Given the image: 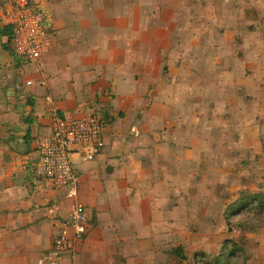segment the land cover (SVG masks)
Here are the masks:
<instances>
[{"label": "rangeland", "instance_id": "1", "mask_svg": "<svg viewBox=\"0 0 264 264\" xmlns=\"http://www.w3.org/2000/svg\"><path fill=\"white\" fill-rule=\"evenodd\" d=\"M150 4L151 0H140L139 14L145 21L153 16L157 31H139L135 36L139 65L134 102L144 118L141 130L146 145L128 149L124 141L115 150L114 134H124L129 140L134 137L124 130L123 116H118L124 112L116 105L112 89L98 94L100 103L94 102L90 113L99 118L112 113V118L104 127L103 150H108L102 158L103 168L95 174L106 193H96H130L123 190L120 169L115 175L107 171L109 165L119 167L120 155L133 172L131 186L139 203L144 200L149 209L160 212L165 211L168 199L170 235L162 247L161 263L178 261L171 253L183 246L186 264H196V258L214 264L211 260L226 252L225 244L230 248L237 244L246 249L250 264H264V229L243 234L230 231L225 223L226 213L243 192L264 193V81H252L259 75L242 81V74L252 75L243 65L242 47L255 40V34L248 24L236 26L243 9H256L241 0H188L184 6L190 16L185 29L179 30L183 22L177 0L155 1L154 15L148 11ZM258 7L264 9V2ZM164 21L169 25H163ZM260 37L264 38V28ZM83 95L93 97L90 92ZM148 101L151 107L143 111ZM153 131L161 139L156 141ZM162 193L164 203L158 199ZM66 197L68 201L58 203L62 208L71 202Z\"/></svg>", "mask_w": 264, "mask_h": 264}, {"label": "crops", "instance_id": "2", "mask_svg": "<svg viewBox=\"0 0 264 264\" xmlns=\"http://www.w3.org/2000/svg\"><path fill=\"white\" fill-rule=\"evenodd\" d=\"M139 1L34 0L51 18L49 27L54 40L50 54L39 67L15 62L2 45L6 38L0 40V264H36L61 230L60 223L50 220L47 208L68 201L65 190L41 183L33 173L40 157V143L51 134L54 112L70 111L78 116L90 113L89 107L94 102L100 103L98 94L111 88L116 105L124 112L118 116H123L121 122L124 130H129V136L133 137L130 130L136 119L144 121L139 105L134 102L139 65L135 36L139 31L157 29L153 16L145 21L139 14ZM155 1L165 0H151L148 8L151 14ZM186 1L177 0L183 22L178 24L179 30L185 29L186 18L190 16L185 11ZM241 1L257 10L243 9L240 23L236 24H248L251 34H255V40L242 47L243 65L253 75L242 74L244 81L254 75L264 76V38L260 37L264 9L258 7L264 0ZM2 5L0 0V19L6 24ZM200 14L197 13L198 17ZM234 14L230 15L229 23ZM163 25L169 23L164 21ZM253 26L256 30H252ZM232 29L229 24L228 32ZM43 76L48 79L47 87L40 86ZM259 77L252 81H264ZM25 80L33 81V85L27 86ZM84 92L93 97H85ZM47 97L53 99V104ZM147 106L151 107V101L144 105L143 111L148 110L144 109ZM141 123L140 135L131 140L124 134H114L115 150L121 149L124 141L129 143L128 149L144 148ZM150 133L151 130L148 137ZM107 150L89 163L80 162L76 155L72 158L82 177L79 203L86 208L88 233L83 247L65 253L59 264H163L162 247L170 235L168 199H164L163 193L158 198L166 202L165 211L162 208L160 212L149 209L144 200L139 203L131 186L133 172L120 155L119 167L109 165L107 171L115 175L120 169L123 190L129 189L130 193L112 190L111 195H98L96 190L106 193L95 174L103 168L102 158ZM109 167L115 170L110 171ZM138 206L143 210H138Z\"/></svg>", "mask_w": 264, "mask_h": 264}, {"label": "built area", "instance_id": "3", "mask_svg": "<svg viewBox=\"0 0 264 264\" xmlns=\"http://www.w3.org/2000/svg\"><path fill=\"white\" fill-rule=\"evenodd\" d=\"M1 10L3 21L13 29L16 54L28 65L39 67L50 54L54 41L50 16L29 0H3ZM26 84L32 86L33 81ZM40 86H48L45 76ZM46 100L53 104L51 97ZM40 147L39 160L33 167L35 177L43 184L65 189L71 202L68 207L56 205L48 211L50 220L60 223L61 230L36 264H59L65 253L83 247L88 233L86 208L79 203L82 177L72 158L76 155L82 163L94 161L104 148V127L93 113L78 116L70 111L54 112L51 134L44 137ZM173 264L183 263L178 260Z\"/></svg>", "mask_w": 264, "mask_h": 264}, {"label": "trees", "instance_id": "4", "mask_svg": "<svg viewBox=\"0 0 264 264\" xmlns=\"http://www.w3.org/2000/svg\"><path fill=\"white\" fill-rule=\"evenodd\" d=\"M29 3L33 6H36L34 0H29ZM6 38V41L2 44L4 49L10 53L14 61L22 62L27 64L20 56H18L14 50L13 43V29L11 25L3 24L0 19V40ZM112 116L106 115L105 118H100V121L105 127L107 122H110ZM108 120V121H107ZM248 192V191H247ZM257 191V194L249 195L246 192H243L237 202L231 205V209L225 215V223L227 227L232 231L237 229L243 234H252L263 231L264 229V193ZM251 212H256L260 218H256L255 214L252 216ZM238 243V242H237ZM240 245V243H238ZM242 245L237 247V244H234L232 248L228 244H225V253L221 254L219 257L214 258L211 261H214V264H250L248 262L249 255ZM183 246L174 248L172 250V256L178 257L181 263L186 264V257L184 255ZM186 254V253H185ZM207 264L202 259L196 258V264Z\"/></svg>", "mask_w": 264, "mask_h": 264}, {"label": "water", "instance_id": "5", "mask_svg": "<svg viewBox=\"0 0 264 264\" xmlns=\"http://www.w3.org/2000/svg\"><path fill=\"white\" fill-rule=\"evenodd\" d=\"M150 97H151V95H150ZM148 107H149V106L145 107L144 109H147ZM140 123H141V119L138 118V119L135 121V123L133 124V126H132V128H131V130H130V134H131L133 137H138V136L140 135V133H141V131H140ZM152 136H153V138L155 137L156 141H158L159 138H160V133H159V132H155V131H153V132H152ZM158 137H159V138H158ZM160 139H161V138H160Z\"/></svg>", "mask_w": 264, "mask_h": 264}]
</instances>
